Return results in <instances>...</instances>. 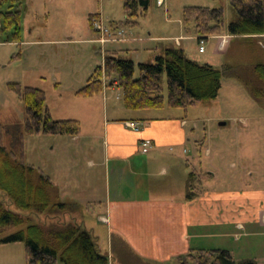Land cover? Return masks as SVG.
<instances>
[{"label": "rangeland", "instance_id": "rangeland-1", "mask_svg": "<svg viewBox=\"0 0 264 264\" xmlns=\"http://www.w3.org/2000/svg\"><path fill=\"white\" fill-rule=\"evenodd\" d=\"M124 1L18 0L17 5L8 0L3 5L1 13L19 12L21 24L20 41L6 43L8 35L1 32L0 18V125L4 128L3 145L7 150L14 146L25 122L23 104L9 91V84L42 90L53 120H77L73 117H78L85 121L83 112L86 99L78 96L77 92L86 85L94 70L103 65L105 56L113 52L118 53L122 60L134 63V78H138L139 64L155 63L162 46H174L169 40L181 36L188 59L217 69L225 65L233 66L234 72L242 80L249 81L252 87L261 89L264 86L252 70L243 74L250 59L254 65L259 62L264 64V40L261 46L252 49L244 40L228 37L229 45L219 51L215 48L217 41L209 37L204 40L203 54H199V43L193 27H183L184 8L205 7L223 10L226 28L232 20L231 0H165L162 7H158L155 0H149L147 14L137 20V26L124 23ZM261 1L264 3V0ZM11 5L17 6L10 9ZM90 15L97 16L104 28L121 31L120 38L115 39L116 34L112 31L113 36L108 38V43H99L100 36L93 29V20L91 28L89 26ZM223 35H226L225 31ZM257 41L254 39L251 42L257 46ZM242 80L223 77L220 92L214 101L196 103L186 109H173L166 104L163 109L147 112L172 115L186 121L190 152L195 153L198 164L216 171L219 180L217 187L236 190L248 187L264 192V96L256 101ZM163 96L166 101L165 82ZM110 98L115 112H127L123 107L122 92L111 93ZM85 122L81 125L82 134L91 128ZM95 122L100 133L98 118ZM221 123L225 126H220ZM88 139L87 142L91 141ZM92 144L96 145L95 153L99 158L103 141L101 138L95 139ZM89 160L83 150L74 149L69 144V137L43 134L24 137V163L40 169L45 175H51L53 181L62 183L60 188L66 191L72 187L70 179L81 180L87 174ZM232 164L236 165L235 170L230 168ZM244 167H247L245 171H249L250 175L241 172ZM0 200L8 210L21 213L1 193ZM52 200L58 202L55 198ZM60 201L65 202V198ZM82 215L83 219L81 215L71 216L77 217L80 224L86 221L89 231L104 230L91 210L83 211ZM72 217L67 215L66 219ZM17 231L10 227L0 232V264H25L24 245L4 243ZM252 245L259 263L264 264V229L258 230ZM230 247L233 249L234 246L231 244Z\"/></svg>", "mask_w": 264, "mask_h": 264}, {"label": "crops", "instance_id": "crops-1", "mask_svg": "<svg viewBox=\"0 0 264 264\" xmlns=\"http://www.w3.org/2000/svg\"><path fill=\"white\" fill-rule=\"evenodd\" d=\"M223 37L227 38L226 49L229 36L210 37L217 41V50ZM231 38L242 39L247 46L257 49L264 35ZM254 39L258 40L257 46L251 42ZM183 40L181 36L170 39L175 47L162 46L156 58L170 48L185 53ZM250 60L243 74L251 70L254 73L255 66L264 65L260 62L254 65ZM114 92L121 90L114 85L104 87L99 95L83 97L86 99L83 117L91 128L82 134L81 125L85 121L73 117L80 121L75 120L80 124V134L69 137V144L83 150L91 160L83 179H70L72 187L68 191L46 174L55 187L56 203L75 205V214L82 219L87 209L97 216L104 230L90 232L109 264H180L190 251L196 250H224L236 264L245 261L260 264L252 241L258 230L264 229V192L248 187L241 190L217 187L216 171L198 164L195 153L190 152L186 121L125 108L127 112L118 114L110 98ZM121 118L126 119L119 121ZM128 122L137 123L138 130L126 127ZM87 138L91 141L87 142ZM100 138L103 144L98 158L92 141ZM143 141L151 142L146 154L140 148ZM235 166L232 164L230 168L235 170ZM245 168L241 172L250 175ZM192 173L197 175L192 186L195 196L189 200L188 182ZM62 198L65 202L60 201ZM72 219L78 221L77 217ZM81 224L88 230L86 221Z\"/></svg>", "mask_w": 264, "mask_h": 264}, {"label": "trees", "instance_id": "trees-1", "mask_svg": "<svg viewBox=\"0 0 264 264\" xmlns=\"http://www.w3.org/2000/svg\"><path fill=\"white\" fill-rule=\"evenodd\" d=\"M7 1L0 0L1 32L8 35L6 43L19 42L20 13H1ZM11 1L18 5V0ZM15 6L11 5L10 9ZM148 6L149 0H125L124 23L137 26V20L147 14ZM230 11L232 20L226 28L223 10L205 7L184 8L182 24L185 29L193 27L198 42L224 36V31L229 37L248 39L264 35V3L261 0H231ZM94 18L97 16L90 15L88 18L90 28ZM138 72L139 77L134 78V63L122 60L118 53H110L77 95L90 98L102 93L104 87L116 85L122 92L123 106L128 111L160 110L166 104L173 109H186L196 103L216 100L223 77L242 80L230 66L217 69L199 64L175 48L164 50L153 64L138 65ZM254 74L264 84V65L255 66ZM164 82L166 101L163 96ZM244 84L256 101L263 98L264 86L258 89L247 81ZM8 89L23 104L25 122L23 132L10 150L3 145L4 128L0 126V193L21 212L8 210L0 200V232L10 227L18 230L4 243H22L25 264H109L93 234L75 219H66L67 215L72 217L75 214L77 207L54 202L52 194L55 187L50 178L23 161L24 137L43 134L72 138L80 134V124L75 120H53L42 90L16 83L9 84ZM196 177L193 173L189 176V200L195 196L192 186ZM180 264L236 263L224 250H196L190 251ZM239 264L254 263L245 261Z\"/></svg>", "mask_w": 264, "mask_h": 264}, {"label": "built area", "instance_id": "built-area-1", "mask_svg": "<svg viewBox=\"0 0 264 264\" xmlns=\"http://www.w3.org/2000/svg\"><path fill=\"white\" fill-rule=\"evenodd\" d=\"M155 1H156V5L158 7L164 6L165 0H155ZM92 26H93L94 31L100 36L99 43H101L102 45L109 42L108 38H112V36H113L111 34L112 31H114L115 34H116V38L115 39H119L120 36L122 35L121 31H119L118 29H112L111 27L109 29L104 28L102 26L101 21H99L98 18H94L93 19ZM198 43H199L198 52L200 54H202L204 52V48H203L204 41L202 40V41H199ZM226 44H227V38L226 37L221 38L220 41H219V44H218V50L219 51L224 50V47L226 46ZM125 125H126V127L130 128L133 131H137L138 130V126H139L135 122H128V123H125ZM150 146H151V142L150 141L141 142L140 143L141 152L143 154H146L148 152Z\"/></svg>", "mask_w": 264, "mask_h": 264}, {"label": "water", "instance_id": "water-1", "mask_svg": "<svg viewBox=\"0 0 264 264\" xmlns=\"http://www.w3.org/2000/svg\"><path fill=\"white\" fill-rule=\"evenodd\" d=\"M220 126H225V124L224 123H221Z\"/></svg>", "mask_w": 264, "mask_h": 264}]
</instances>
